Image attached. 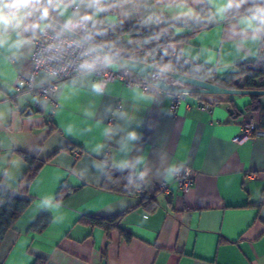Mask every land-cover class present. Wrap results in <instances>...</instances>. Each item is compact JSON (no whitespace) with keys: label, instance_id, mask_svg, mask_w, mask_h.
Wrapping results in <instances>:
<instances>
[{"label":"crops","instance_id":"1","mask_svg":"<svg viewBox=\"0 0 264 264\" xmlns=\"http://www.w3.org/2000/svg\"><path fill=\"white\" fill-rule=\"evenodd\" d=\"M174 40L178 52H190L185 60L209 65L218 76L256 60L236 54L227 24H207L191 35L185 28ZM210 56L213 62L206 64ZM32 67V58L0 63V105L13 109L7 126L0 128V157L22 162L10 170L11 178L0 170V185L31 201L0 241V264H34L37 259L41 264H264V135L233 141L246 120L256 117L233 113V106L245 108L249 95H212L217 102L206 111L198 107L202 94L187 93L174 111L162 92L151 101L136 100L139 84L123 77L107 80L101 97L84 82L73 85L72 76L59 86L57 107L39 95L46 101L42 108L28 95L35 93L16 89L19 76ZM133 73L129 76L135 80L139 75ZM116 110L134 119L125 125L112 115ZM118 124L140 136L127 155L118 151L123 131L112 138L104 135L106 126ZM99 144L104 147L97 154L93 149ZM19 151L45 161L33 178ZM137 156L150 169L142 190L123 194L102 187L104 177L97 178L93 161L107 160L108 171L114 169L113 160ZM169 163L197 171L189 192L181 191L173 179L169 194L158 193L164 180L155 178L157 169ZM123 172L128 174V169ZM64 187L74 190L65 194ZM46 197L61 207L44 209L41 201ZM43 214L51 215L50 224L34 230ZM88 215L119 216L120 228L131 238L119 228L108 232L86 223Z\"/></svg>","mask_w":264,"mask_h":264},{"label":"clouds","instance_id":"2","mask_svg":"<svg viewBox=\"0 0 264 264\" xmlns=\"http://www.w3.org/2000/svg\"><path fill=\"white\" fill-rule=\"evenodd\" d=\"M128 21L134 22V31L118 32ZM189 21L201 26L227 24L236 54L243 52L244 58L250 56L258 62L264 61V55H261L264 50V0H0V63L32 58L35 71L30 69L25 73L29 87L46 94L45 84H51L72 69L75 73L73 85L84 82L91 93L101 97L106 94L108 81L93 77L99 73L106 75L108 69L123 70L132 75L134 68L143 65L142 72L153 69L144 78L148 88L141 90L137 85L133 94L138 101H151L156 92L161 91V83L167 85L171 81L173 87L189 86L188 80L172 79L174 76H191L193 81L212 76L211 69L206 76L194 75L204 70L202 66H195L191 72H182L177 67L190 52L187 49L177 52L178 42L174 37L185 30ZM180 22H184L183 25ZM164 37L168 39L163 40ZM173 55L175 63L172 59L165 60ZM213 59L210 56L205 63H212ZM184 62L188 63L187 60ZM24 83L21 80L20 86L23 87ZM28 95L33 102L44 107L46 101H41L39 92ZM12 111L6 105H0V128L7 126ZM112 115L125 125L134 119L119 110ZM121 131L124 135L118 141V151L127 155L132 150V142L140 139L135 130L127 131L119 124L109 125L104 128V135L112 138ZM3 143L0 140V146ZM11 146L15 147L14 140ZM103 147L99 144L93 151L99 154ZM161 159L166 162L167 154L163 153ZM21 163L20 160L0 157V170L5 177L11 178L10 170L18 169ZM93 164L98 179L102 176L113 178L111 170L106 171L107 160L93 161ZM145 165L143 156L113 160L114 169L121 172L128 169V175L122 179L129 191L139 190L149 181L150 169ZM141 166H145L144 171H140ZM182 170V164L169 163L157 169L155 178L170 182ZM80 178L86 179L83 175ZM41 205L44 209L59 208L61 202L46 197ZM147 219L145 216L144 220Z\"/></svg>","mask_w":264,"mask_h":264},{"label":"trees","instance_id":"3","mask_svg":"<svg viewBox=\"0 0 264 264\" xmlns=\"http://www.w3.org/2000/svg\"><path fill=\"white\" fill-rule=\"evenodd\" d=\"M183 25V23H180ZM206 26H201L197 24H193V22H189L188 26L185 27L188 29V35H191L198 30L205 28ZM124 31H134V25H125L122 29H118V32ZM111 35V34H110ZM166 37L163 40H167ZM171 51V49H169ZM172 59L175 63V57H165V60ZM185 60H181L177 67L181 68V71H189L191 72L195 66H202L203 71L199 73H194L196 76H206L207 71L209 69L212 70V76L208 79L215 83H218L222 86L229 88H245V89H264V61L258 62L255 61H247L238 63L235 69L225 76H218L215 72V69L209 65L199 64L189 62L185 63ZM241 78V82L237 85L236 80ZM193 94H201V93H193ZM251 100L245 106L244 109H238L233 106L234 114H243L245 112H251L254 114L255 119L258 121L259 126L262 130H264V103L262 101L261 95L253 94L249 95ZM74 146H71L70 149H74ZM21 156L29 163L30 165V176L33 178L38 170L45 163L44 160L39 159L37 156L29 154L24 151H19ZM109 170H111L112 179H105L103 181L102 187L107 190L115 191L123 194H135L138 190H126L124 187V181L122 177L127 176L128 174L112 169L110 166ZM143 186L139 189L142 190ZM73 188H63L65 194H69L73 191ZM31 201L27 198L17 196L13 194L9 189L0 185V241L3 239L5 234L9 229H11L15 223L19 220V218L23 215V213L30 206ZM119 216H97V215H88L83 218V221L92 225V226H100L103 227L106 231H110L114 228H119L121 233L127 238H131V234L119 226ZM52 217L50 214H43L33 225V229L37 231H41L45 229L51 222ZM37 259L34 264H41Z\"/></svg>","mask_w":264,"mask_h":264},{"label":"built area","instance_id":"4","mask_svg":"<svg viewBox=\"0 0 264 264\" xmlns=\"http://www.w3.org/2000/svg\"><path fill=\"white\" fill-rule=\"evenodd\" d=\"M178 52V51H177ZM172 57H175L173 55ZM183 60H185L183 58ZM32 71H35L34 66L32 67ZM152 72V71H151ZM75 73L72 71V69H69V73L67 75L61 74L60 78L52 81L51 84H45L44 89H47V94L43 90H37V89H31L29 87L28 83V77L24 74H21L17 80L16 83V89L18 91H23V92H32V93H37L39 92V95L42 96L43 98L51 101L53 103L54 107L58 106V102L55 98V95L59 89V86L62 82L68 80L70 77L74 76ZM97 76H100L101 78L105 80H109L111 78H114L116 76L123 77L128 83H134L137 82L142 89H147L148 85L145 82V77L138 76L137 79H132L129 74H126L123 70L120 71H114L112 69H108L107 74L105 75L104 73H99ZM23 80L25 81L24 86H20V81ZM171 83V82H170ZM161 89V88H160ZM149 92H153V89H148ZM162 93H165L167 97L169 98L170 105L172 110L176 111L180 104L185 100L186 95L184 92H172V91H164L161 89ZM217 96L218 94H202V98L198 102V107L206 110V111H212V108L214 107L215 103L217 102V99L215 97L211 96ZM264 135V130H262L259 126L258 121L252 117L246 120V122L243 124L241 128V132L237 134L236 136L233 137V141L237 143H241L242 141L246 139H250L254 137L255 135ZM184 170L180 172V174L174 179L177 184L178 188L183 191V192H189L194 184H195V179L197 175V171L192 168L191 166L183 165ZM171 192V182H166L165 180L162 181L158 185V193H166L169 194Z\"/></svg>","mask_w":264,"mask_h":264},{"label":"water","instance_id":"5","mask_svg":"<svg viewBox=\"0 0 264 264\" xmlns=\"http://www.w3.org/2000/svg\"><path fill=\"white\" fill-rule=\"evenodd\" d=\"M166 37L162 38L165 39ZM262 55H264V50ZM131 67V66H130ZM143 65L140 66L142 68ZM140 68H134L133 72L137 73L139 76L146 77L149 72L153 71L152 68H147L146 71H141ZM175 79L188 80L189 85L187 88L173 87L172 83L167 85L161 83L159 87L164 91L172 92H187V93H201V94H218V95H230V94H243V95H264V89H245V88H229L222 86L210 80H195L192 77L174 76ZM241 82V78L236 80L238 85Z\"/></svg>","mask_w":264,"mask_h":264},{"label":"rangeland","instance_id":"6","mask_svg":"<svg viewBox=\"0 0 264 264\" xmlns=\"http://www.w3.org/2000/svg\"><path fill=\"white\" fill-rule=\"evenodd\" d=\"M172 79H175V78H172ZM224 95V94H223ZM261 98H264V95H261Z\"/></svg>","mask_w":264,"mask_h":264}]
</instances>
